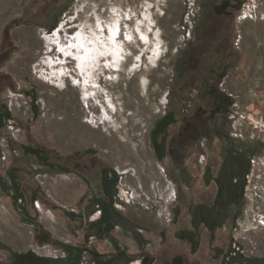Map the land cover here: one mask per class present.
Instances as JSON below:
<instances>
[{
  "label": "rangeland",
  "instance_id": "374dc122",
  "mask_svg": "<svg viewBox=\"0 0 264 264\" xmlns=\"http://www.w3.org/2000/svg\"><path fill=\"white\" fill-rule=\"evenodd\" d=\"M224 1L0 0V49L11 54L0 70L14 87L0 94V264H140L94 247H110L113 228L142 247L165 244L117 211L168 226L180 164L199 152L191 139L196 131L195 144L212 148L215 121L234 139L220 153L235 154V194L246 186L238 244L204 232L182 264H264V0ZM216 42L223 56L209 54ZM235 58L247 78L223 69L231 78L219 89L236 98L212 119L217 67ZM7 138L24 146L11 153ZM16 172L26 174L29 204ZM168 244L173 257L181 244Z\"/></svg>",
  "mask_w": 264,
  "mask_h": 264
},
{
  "label": "flooded vegetation",
  "instance_id": "af4514ba",
  "mask_svg": "<svg viewBox=\"0 0 264 264\" xmlns=\"http://www.w3.org/2000/svg\"><path fill=\"white\" fill-rule=\"evenodd\" d=\"M230 72H234L231 67ZM227 73L228 72L225 71L218 75L217 78L218 86L215 90L216 102L211 112L212 119L222 115L224 110L223 107L227 105V108H229L230 105H233L234 99L236 98L226 93L225 90H222V93L219 89L220 85H225L224 83L222 84V81L225 82L231 78L229 73ZM237 78L238 77L235 76V79ZM245 78H247V75ZM194 118L197 119V117L194 116L187 120H192ZM187 120H184V128L182 130V137L185 139L183 141L184 145L187 144L186 140L188 139ZM189 125L190 128L192 127L191 130H194L195 126L198 128V124L191 125L190 123ZM212 127V148H209L208 145H205L203 142L200 143V141L198 144H195L197 140L195 130L197 128L194 130L195 134L191 142L195 148L197 147L199 152L193 162L187 164L186 161H182L180 164L183 167V169L180 170L182 171V173H180V186H178L177 182L175 183L174 192L176 196L173 202L168 206V226L164 227L163 230L156 231L155 226L143 227L134 222V219H130V215H128V206H125L123 211H117L119 214L117 221H120V223L126 220L131 225L143 229L142 232L145 234H153L155 232L164 233L166 239L165 244H158V246L152 244L151 248L142 247L138 242H134L131 238L125 236L119 228H113V230L110 231V236L112 238L109 242L110 247L105 246L103 243V246L97 244V246L94 247L95 250L99 251V257L109 260H140V264H159L158 262L161 260H168L165 257L168 255L169 259L171 258L168 264H182V259L186 253V244H201L204 238V232L213 234L214 237L217 236L218 238H221L219 237V234H221V236L227 238L223 241L224 243L218 242L215 244H238L233 237L236 232L234 228L236 226L239 204L241 200L245 198L246 186L244 184L242 188H236L235 194V184L240 176L238 163L231 161L235 154L233 155L232 151L220 153L223 151L221 147L223 145L226 147L231 146V144L234 143V139H230L229 134L223 136L224 131L219 128L216 121L215 124L213 123ZM232 132L231 130V134L233 135ZM244 175V179H246L247 173ZM120 197L121 202L125 201L122 194ZM175 209H177V214L174 212ZM227 221L229 222V227H223ZM120 225L123 226V224ZM189 234L190 241L188 240ZM171 239H173V243L181 244L179 250L174 252L173 257H171L169 253L166 254L161 252L164 247L169 245L168 243H170ZM131 243L135 246L134 250H132ZM168 249H170V247Z\"/></svg>",
  "mask_w": 264,
  "mask_h": 264
},
{
  "label": "trees",
  "instance_id": "16d2710c",
  "mask_svg": "<svg viewBox=\"0 0 264 264\" xmlns=\"http://www.w3.org/2000/svg\"><path fill=\"white\" fill-rule=\"evenodd\" d=\"M225 1H227V0H225ZM230 10H232V9H230ZM231 12L233 13V11H231ZM8 32L10 34V31H7L5 35L7 37V40L8 39L10 40V35L8 34ZM226 39H228V41H230L229 40L230 39V36L228 38H226ZM227 45H229V44H227ZM230 49L231 48H226L224 50L225 52L229 53V54H227L228 56H230L231 55V52H233ZM212 50L213 51L210 52L209 54H213L214 56H219L220 55V52H221V55L220 56H223L224 55V53H222L223 51L220 49V43H217L216 42V44H215V46H213V49ZM8 51H10V48H8V49L1 48L0 49V62L2 60V63L3 64H5V62H7L9 60V57L11 56V54H9L10 52L7 53ZM232 55H234V54H232ZM7 58H8V60H7ZM242 60L243 59H241V58H238V60H236V58H235V60H231L226 65H223V64H225V62H227V61H225L222 65H218L217 69H220V68L221 69L216 71L215 76L218 78V75L222 74L223 73V69L226 68V66H228V67H231L234 70V72H236V74L241 78V80H244V78L247 75V64H243V61ZM217 63H218V61H217ZM0 66H1V64H0ZM5 87H7V88H13L14 89V87L12 86V81L9 78V75L6 74V73H3V71L0 70V94H1V92L3 91V89ZM26 93L29 94V92H26ZM2 112H3V108L0 107V122L2 121L1 120V116H3ZM0 126H1V123H0ZM0 129H2V126L0 127ZM7 140H8V150L11 153H15L16 150H18V149L20 150L21 146H24L23 144H19L18 142L14 141L12 138H7ZM25 147H29L30 149H32L34 151H45L42 148L43 146L37 145V144H28ZM47 151H51L52 152L51 154L53 156L55 155V152H56L54 149L53 150H47ZM47 151H45V152L48 153ZM81 165H83L81 162H77V164H75V166L73 167V169H74V171L76 173H81L79 171L80 168H82V172H87L86 171L87 170V167L85 166L87 164H84V168ZM164 165H165V163H164ZM13 166H14V163L11 165V168ZM94 168L95 167H93V169ZM16 174H17V176H18V178H19V180L21 182L22 188H23L22 189V194H23L24 198L26 199L27 203L29 204L30 201H31V199H30V193H28V189H27V185H26V180H25L26 174H23L22 172H16ZM128 215H130L129 216L130 219H134V222H136L140 226H143V227H146V226H149V227L152 226V227H154L155 226V224L154 225L151 224L152 221H150V218L146 217L145 214L142 213V212H138L137 214H131V213L128 212ZM168 251H169V249L167 247H164L161 250L162 253H166V254L169 253ZM169 255H171V254H169ZM165 257L168 260H161L158 263L159 264H163V263H167L168 264V262H170V259L171 258L169 259L168 255H166ZM197 264H203V263L199 262Z\"/></svg>",
  "mask_w": 264,
  "mask_h": 264
},
{
  "label": "built area",
  "instance_id": "2783aa9c",
  "mask_svg": "<svg viewBox=\"0 0 264 264\" xmlns=\"http://www.w3.org/2000/svg\"><path fill=\"white\" fill-rule=\"evenodd\" d=\"M145 204V203H144ZM143 207V206H142ZM146 208V207H143V209Z\"/></svg>",
  "mask_w": 264,
  "mask_h": 264
}]
</instances>
